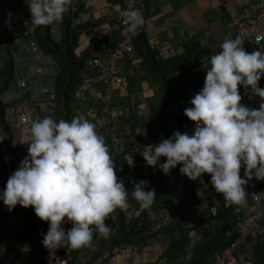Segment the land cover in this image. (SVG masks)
<instances>
[{
	"label": "clouds",
	"instance_id": "clouds-1",
	"mask_svg": "<svg viewBox=\"0 0 264 264\" xmlns=\"http://www.w3.org/2000/svg\"><path fill=\"white\" fill-rule=\"evenodd\" d=\"M25 3L30 22L24 25L32 31L61 22L72 0ZM6 15L7 25L13 14ZM121 16L130 33L145 23L134 8L122 10ZM220 49L209 57L203 88L191 97V107L184 109V115L194 122L193 134L175 131L140 153L147 166L159 167L165 175L178 164L180 173L190 180L210 174L211 185L227 204L243 206L247 204L244 186L253 178L264 180V89L258 86L264 77V48L248 53L237 36L225 39ZM238 86L260 98L258 109L241 103ZM101 123H93L84 114L70 121L50 116L33 120L28 154L0 192V201L9 212L17 205L31 206L40 220L49 223L42 240L48 249L93 247L94 238L110 236L105 221L111 214L129 209V192L118 179L109 148L97 131ZM161 157L165 162H160ZM124 160L129 166L134 163L132 155ZM147 184L141 180L131 190L139 205L137 214L154 203L156 193L146 191ZM64 223L72 225L67 233ZM185 259H191L190 252Z\"/></svg>",
	"mask_w": 264,
	"mask_h": 264
},
{
	"label": "trees",
	"instance_id": "trees-1",
	"mask_svg": "<svg viewBox=\"0 0 264 264\" xmlns=\"http://www.w3.org/2000/svg\"><path fill=\"white\" fill-rule=\"evenodd\" d=\"M89 1L77 0L75 4H71L60 28L61 41L53 39L49 26L37 27L35 31V36L43 50L51 54L60 66V73L56 78V100L48 104L45 110V117L50 116L57 121L61 119L70 121L77 114L86 116V112L93 104V98L88 89L82 90V87L86 84L87 78L96 77V74L87 68L86 60L92 52L106 53L116 46L118 35L113 29L103 41L93 39L89 46L82 48L81 37L85 25L81 23V18L87 11ZM135 43L136 58L142 60L140 68L135 71L136 73H127L130 86L127 97H119L118 92L114 96V107L123 111L119 126L114 133L107 131L103 135L115 163L116 175L122 180L130 169L124 158L133 155L137 129L147 126L154 139L153 145L171 137L175 131L187 132L190 135L194 122L184 115L182 106L185 104L191 107L189 103L191 97L203 88L206 69L209 66L208 57H210V49L207 45H200L196 41H190L186 47L188 57L183 54L164 58L159 57L158 53L150 47L148 38L143 32H137ZM105 45L110 48L102 51L101 48ZM12 76L13 64L6 55L0 65V128L10 150L16 138V132L10 123L9 112L14 110L20 101L7 105L2 101L1 96L7 90ZM134 78L140 82L144 81L149 88L153 89L152 96L146 99L144 109H141L140 105H134L133 102V98L137 97L133 92L131 93V88L134 89L131 81H135ZM92 85L99 84L93 82ZM114 136L120 138L119 145L113 142ZM165 160V157L160 158L161 163ZM178 167L179 164L170 169L167 175L159 167L147 166V171L141 166L135 168L130 177L131 188L128 191V200L131 202L134 215L130 221H126L124 212L120 209L115 210L114 216L118 217L117 225L113 228L116 230L115 234L107 239L102 237L100 241L104 247L108 245V256L112 255V251L117 246L124 248L132 245V250L143 249L149 252L147 247L150 240L157 241L165 237L164 241L168 245L161 256L165 264H211L214 254L222 251L236 239V222L243 212V206H226L225 203L220 205L216 215L200 220L201 223L205 221L206 226H203L201 235L195 236V231L198 229L196 225L193 226L192 214L195 211V205L199 203V196L195 189L198 179L191 185L188 202L178 209L173 222L160 231L153 230L150 215L160 210L168 201L175 188ZM141 180L148 182L145 190H154L156 197L149 210L139 211L137 214L139 205L133 199L131 190L135 183ZM248 183L250 184V181ZM246 194L248 197V191ZM15 210L18 217H28L25 224L26 237L38 238L44 232L45 224L35 215L31 206L24 208L17 205ZM3 239L4 235L0 234V241ZM248 243L249 246L243 250L246 254L245 261L248 264H264V235L251 237ZM66 248L70 250L68 264H72L74 249L67 245ZM189 252L191 259L187 260L185 257ZM63 253L64 251L61 250L59 255Z\"/></svg>",
	"mask_w": 264,
	"mask_h": 264
},
{
	"label": "built area",
	"instance_id": "built-area-1",
	"mask_svg": "<svg viewBox=\"0 0 264 264\" xmlns=\"http://www.w3.org/2000/svg\"><path fill=\"white\" fill-rule=\"evenodd\" d=\"M76 1L72 0V3L75 4ZM141 3V0H119L117 4L107 7L104 18L106 22L112 23L113 29L117 31L116 46L106 53L92 52L86 60L87 68L96 74L95 78H87L86 84L82 87V90L88 89L93 98V104L86 112V116L93 123L96 120L102 122L97 126V131L102 136L107 131L114 133L119 126L123 111L114 107V96L118 92L119 97H127L130 87L127 73L138 71L142 62L141 59L136 58L137 30L135 33L128 32L121 16L122 10L136 9ZM9 12L13 16L10 24L6 25L5 22L9 19L6 14ZM24 21L30 22V12L25 0H0V65L6 55L13 64V76L1 99L7 105L20 101L15 109L9 112L10 123L16 132L11 150L0 128V192L4 190L7 179L18 168L20 161L28 154L27 143L31 139V122L45 117L47 105L54 102L57 97L56 78L60 73V66L57 60L41 47L35 36L37 28L28 31ZM62 23L63 20L48 25L56 41H61ZM228 28L227 33L216 40L220 41V45L225 39H235L239 36L243 46L260 50L264 43V0H250L241 13H231ZM4 31L7 32L6 41L1 39ZM93 82L99 85L93 86ZM141 100L145 98L142 96ZM144 107L145 105L140 104L141 109ZM187 107L184 104L183 111ZM193 132L194 124L190 135ZM112 139L115 145L121 142L116 136ZM135 139L136 146L132 155L134 163L123 179L126 191L131 188L130 177L137 166L147 171L146 162L140 152L154 142L152 134L145 125L137 129ZM180 167L181 165L176 174L175 188L168 201L160 210L150 215L155 231L168 227L173 222L178 209L188 202L191 185L196 180H190L182 175L179 171ZM248 194L250 195L247 197V204L243 205V212L236 222V239L222 251L215 253L211 264H248L243 250L249 246V238L264 235V187L259 189L257 186H252ZM128 202L129 209L123 213L126 221H130L134 215L131 202L129 200ZM27 220L28 217H18L15 208L9 212L3 201H0V234L4 235L3 241H0V264H53L54 262L68 264L70 250L66 246L55 251L51 259L49 258L51 249L42 244L49 223L43 221L44 232L38 238H28L25 236ZM62 226L68 225L64 223ZM61 250L64 253L60 256Z\"/></svg>",
	"mask_w": 264,
	"mask_h": 264
},
{
	"label": "crops",
	"instance_id": "crops-1",
	"mask_svg": "<svg viewBox=\"0 0 264 264\" xmlns=\"http://www.w3.org/2000/svg\"><path fill=\"white\" fill-rule=\"evenodd\" d=\"M118 1H89L87 11L81 18V23L85 25L82 35L83 49L90 45L91 40L103 41L105 36L113 31V25L105 21L104 13L108 6L117 4ZM141 2V5L136 9L142 13L145 23L137 29V32L146 34L150 47L158 53L159 57L164 58L173 55H186V47L190 41H196L203 46L206 44L210 49V56L219 52L221 50L220 41L216 40L229 30L230 14L241 13L250 0H141ZM109 48L108 45H105L101 50L106 51ZM243 48L248 53L254 51L247 46H243ZM260 48H264V43ZM134 80L131 81L134 86L133 90L131 88V93L133 92L137 96L133 98L134 105H145L146 99L152 96L153 90L144 81L140 82L135 78ZM258 86L264 89V77L258 81ZM238 89L243 105L250 109L259 108L261 101L258 96L251 94L243 87L238 86ZM193 91L195 90L193 89ZM142 96L145 98L143 101L141 100ZM240 175L244 178L243 166ZM210 179V174L205 173L195 183V189L199 196V203L195 205V211L192 214L193 226L196 225L198 229L195 231V236L201 235L203 226H205V221L201 223L200 220L203 221L207 217L216 215L217 209L222 203H225L226 206L231 205L223 200V194L214 190ZM252 186L263 188L264 180L258 181L253 178L250 184L247 183L244 186L245 192L250 191ZM117 218L113 213L111 219L105 221L106 226L111 228L110 236L115 234L116 230L113 228L117 225ZM67 225L70 226V224ZM69 226L62 227L70 229L72 225ZM101 239L102 237L94 238L93 247L74 250L72 264H165V261L161 260L165 248L161 239L154 240L153 243L149 242L147 247L149 252L143 249L132 250V245L124 248L117 246L111 256H108V245L104 247L100 243Z\"/></svg>",
	"mask_w": 264,
	"mask_h": 264
},
{
	"label": "rangeland",
	"instance_id": "rangeland-1",
	"mask_svg": "<svg viewBox=\"0 0 264 264\" xmlns=\"http://www.w3.org/2000/svg\"><path fill=\"white\" fill-rule=\"evenodd\" d=\"M147 128H148V127H147ZM23 159H24V158H23ZM23 159H22V160H23ZM22 160H21V161H22ZM21 161H20V162H21ZM18 166H19V165H18ZM205 226H206V225H205ZM64 230H65L66 233H67V231L69 230V228H68V229L65 228ZM160 237H162V235H160ZM164 239H165V237H162V241H161V243H162V245L165 247V248H164V251H165V250H166V247H167L168 244L165 243ZM149 242L153 243L154 240L152 239V240H150ZM62 247H63V246H62ZM62 247H58V248H56V249H51V251H50V253H49V258L52 259V257H54V253H55V251L59 250V249L62 248ZM164 251H163V252H164ZM163 252H162V254H163Z\"/></svg>",
	"mask_w": 264,
	"mask_h": 264
},
{
	"label": "water",
	"instance_id": "water-1",
	"mask_svg": "<svg viewBox=\"0 0 264 264\" xmlns=\"http://www.w3.org/2000/svg\"><path fill=\"white\" fill-rule=\"evenodd\" d=\"M1 39L3 41H6L7 40V32L6 31H4V33L2 34Z\"/></svg>",
	"mask_w": 264,
	"mask_h": 264
},
{
	"label": "bare ground",
	"instance_id": "bare-ground-1",
	"mask_svg": "<svg viewBox=\"0 0 264 264\" xmlns=\"http://www.w3.org/2000/svg\"><path fill=\"white\" fill-rule=\"evenodd\" d=\"M190 193V192H189Z\"/></svg>",
	"mask_w": 264,
	"mask_h": 264
}]
</instances>
